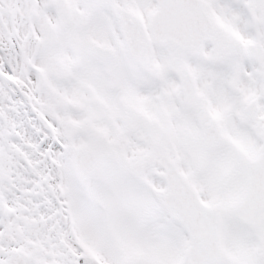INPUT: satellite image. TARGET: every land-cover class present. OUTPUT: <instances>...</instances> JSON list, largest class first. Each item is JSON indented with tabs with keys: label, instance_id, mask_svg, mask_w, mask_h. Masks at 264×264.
Returning <instances> with one entry per match:
<instances>
[{
	"label": "snow or ice",
	"instance_id": "1",
	"mask_svg": "<svg viewBox=\"0 0 264 264\" xmlns=\"http://www.w3.org/2000/svg\"><path fill=\"white\" fill-rule=\"evenodd\" d=\"M0 264H264V0H0Z\"/></svg>",
	"mask_w": 264,
	"mask_h": 264
}]
</instances>
